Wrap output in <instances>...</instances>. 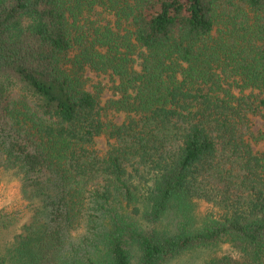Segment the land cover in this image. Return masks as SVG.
Masks as SVG:
<instances>
[{
  "label": "trees",
  "instance_id": "obj_1",
  "mask_svg": "<svg viewBox=\"0 0 264 264\" xmlns=\"http://www.w3.org/2000/svg\"><path fill=\"white\" fill-rule=\"evenodd\" d=\"M263 111L264 0H0V169L32 212L0 264H264Z\"/></svg>",
  "mask_w": 264,
  "mask_h": 264
},
{
  "label": "rangeland",
  "instance_id": "obj_2",
  "mask_svg": "<svg viewBox=\"0 0 264 264\" xmlns=\"http://www.w3.org/2000/svg\"><path fill=\"white\" fill-rule=\"evenodd\" d=\"M95 10L101 13L102 9L96 7ZM91 19L97 23L96 25H107L120 34L123 33V29H126V24L124 23L121 29L117 31L114 17L109 13L94 14ZM74 54L75 52L70 53V55ZM82 77L85 81V89L98 98L103 123L107 126L121 124L126 118V113L118 111L113 105L119 99L114 91L116 78L110 77L109 74H96L88 68L83 70ZM251 131L255 135L264 133V118L252 117ZM112 142L106 134H102L96 138L94 149L100 154H104L108 149V145ZM252 148L256 152H264V140L252 142ZM36 201L38 200H33L34 203ZM29 202H31L29 191L20 187L19 182L11 171L0 169V214H9L16 217V222L11 224L8 229L1 230L0 228V253H3L15 237L23 232L24 226L29 225L32 217ZM206 208L204 203L201 201L197 202L196 214L198 216L202 215ZM207 255V251L197 250L170 259L164 264H207Z\"/></svg>",
  "mask_w": 264,
  "mask_h": 264
},
{
  "label": "clouds",
  "instance_id": "obj_3",
  "mask_svg": "<svg viewBox=\"0 0 264 264\" xmlns=\"http://www.w3.org/2000/svg\"><path fill=\"white\" fill-rule=\"evenodd\" d=\"M225 247H227V245Z\"/></svg>",
  "mask_w": 264,
  "mask_h": 264
}]
</instances>
